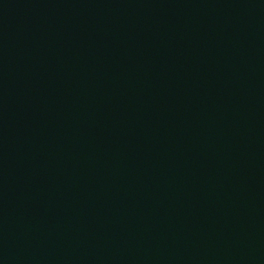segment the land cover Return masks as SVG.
Instances as JSON below:
<instances>
[{
    "label": "water",
    "instance_id": "water-1",
    "mask_svg": "<svg viewBox=\"0 0 264 264\" xmlns=\"http://www.w3.org/2000/svg\"><path fill=\"white\" fill-rule=\"evenodd\" d=\"M0 264H264V0H0Z\"/></svg>",
    "mask_w": 264,
    "mask_h": 264
}]
</instances>
